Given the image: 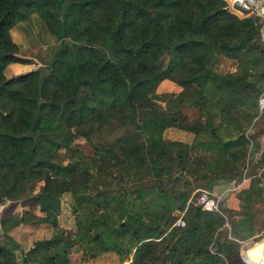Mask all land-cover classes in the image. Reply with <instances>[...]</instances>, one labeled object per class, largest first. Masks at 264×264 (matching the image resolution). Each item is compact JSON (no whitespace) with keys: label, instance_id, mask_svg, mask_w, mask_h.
Returning <instances> with one entry per match:
<instances>
[{"label":"trees","instance_id":"obj_1","mask_svg":"<svg viewBox=\"0 0 264 264\" xmlns=\"http://www.w3.org/2000/svg\"><path fill=\"white\" fill-rule=\"evenodd\" d=\"M225 4L0 0V210L21 207L15 218L0 212V264H73L76 252L230 264L240 240L264 228V47L257 18ZM30 16L56 45L42 66L7 77L12 64H31L9 34ZM220 56L234 62L222 82ZM163 80L180 88L166 114L151 97ZM172 128L190 141L166 139ZM220 181L234 189L216 210L195 204L194 190ZM62 206L73 229L59 226ZM21 223L49 236L24 250L8 233ZM263 241L244 247L245 264H264L253 263Z\"/></svg>","mask_w":264,"mask_h":264},{"label":"rangeland","instance_id":"obj_2","mask_svg":"<svg viewBox=\"0 0 264 264\" xmlns=\"http://www.w3.org/2000/svg\"><path fill=\"white\" fill-rule=\"evenodd\" d=\"M11 40L18 46V55L24 58L29 59L31 64H17L9 71L5 70V75L7 77L11 75H16L23 73L29 69H35L47 60L49 53L53 47L56 45L55 39L48 35L43 28V25L36 16H30L28 20L22 22L15 27L10 29ZM167 58L164 59V61ZM18 68V69H17ZM234 68V62L223 58L222 56L218 57L217 71L220 72L219 82H222L226 79V73L232 71ZM8 69V68H7ZM180 88L168 80L161 81L156 87L154 93L152 94V100L155 105L160 109V112L166 114L176 110L175 96ZM164 137L170 140H179L183 142H189L192 134L179 131L176 129H167L164 132ZM76 149L82 151V154H88L90 149L87 147L83 139H77L74 143ZM263 146L261 144V151ZM259 157V152L253 156V161L257 160ZM58 158L64 163L65 158L64 154H58ZM262 173L264 176V164L260 166L259 173ZM197 188L194 190L196 192L195 196H198ZM234 189L232 183L222 182V185L214 187L213 195L217 198L218 202L222 198L226 197L230 190ZM17 200H8L5 201L3 206L1 205L0 212L3 215H13V217H18L20 214L21 207L19 206ZM65 207V208H64ZM179 218V216H178ZM177 218V219H178ZM59 226L65 229H73V219L70 214L68 206H62V210L58 215ZM49 228L44 227L43 225H32L29 223H21L17 226L11 228L8 233L16 241V243L23 248L27 249L31 243L38 239L49 236ZM262 239V240H261ZM264 240V228L258 229L252 236L247 237L239 242L238 257L229 261L230 264H245L241 258L244 247L252 242L260 243ZM264 252V250H262ZM17 257L19 258V252L15 251ZM73 264H126L128 260L119 262L115 254L112 253H103L93 258L83 257L80 259L79 252H76L72 255Z\"/></svg>","mask_w":264,"mask_h":264},{"label":"built area","instance_id":"obj_3","mask_svg":"<svg viewBox=\"0 0 264 264\" xmlns=\"http://www.w3.org/2000/svg\"><path fill=\"white\" fill-rule=\"evenodd\" d=\"M224 1L226 3L224 8L228 12L238 15L240 17L249 14L257 18L259 40L262 46L264 47V0H236V1L244 2V4L248 7V12L245 14H241L232 8L231 5L235 0H224ZM257 104H258V110L261 113L262 110H264V90L260 92L258 96ZM197 192H199V194L195 200L196 205L200 206L201 209L206 211L216 210L218 200L210 191L204 189H198ZM180 217L181 214L175 223L179 225H183V222L180 219Z\"/></svg>","mask_w":264,"mask_h":264},{"label":"crops","instance_id":"obj_4","mask_svg":"<svg viewBox=\"0 0 264 264\" xmlns=\"http://www.w3.org/2000/svg\"><path fill=\"white\" fill-rule=\"evenodd\" d=\"M17 64H12L10 67H11V69L13 68V66H16ZM18 66V65H17ZM18 69V68H17ZM30 70V69H29ZM28 71V70H27ZM26 72V71H25ZM262 141H263V139H262ZM263 146V145H262ZM222 182L223 181H220V182H216L213 186H212V189H211V191L210 192H212L213 193V189H214V187H218V186H220V185H222ZM227 183V182H226ZM262 240V239H261ZM264 242V241H263ZM257 242H252V243H249V246L251 247V248H253L254 247V244H256ZM261 262H264V254L262 255V256H256V258H255V260H253V263H261Z\"/></svg>","mask_w":264,"mask_h":264},{"label":"water","instance_id":"obj_5","mask_svg":"<svg viewBox=\"0 0 264 264\" xmlns=\"http://www.w3.org/2000/svg\"><path fill=\"white\" fill-rule=\"evenodd\" d=\"M232 8L236 11H238L241 14H245L248 12V7L244 4V2L241 1H233Z\"/></svg>","mask_w":264,"mask_h":264}]
</instances>
